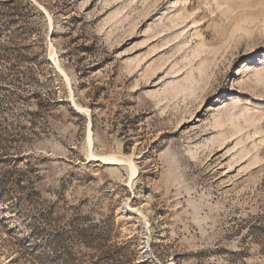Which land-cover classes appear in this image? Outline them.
Here are the masks:
<instances>
[{"label": "rangeland", "instance_id": "374dc122", "mask_svg": "<svg viewBox=\"0 0 264 264\" xmlns=\"http://www.w3.org/2000/svg\"><path fill=\"white\" fill-rule=\"evenodd\" d=\"M172 261L264 264V0H0V264Z\"/></svg>", "mask_w": 264, "mask_h": 264}, {"label": "bare ground", "instance_id": "6f19581e", "mask_svg": "<svg viewBox=\"0 0 264 264\" xmlns=\"http://www.w3.org/2000/svg\"><path fill=\"white\" fill-rule=\"evenodd\" d=\"M58 64V63H57ZM58 66V65H57ZM59 68H60V70L62 71V73H64V75H65V77L68 79L69 77H68V75L66 74V72L64 71V69H62L60 66H59ZM74 100V99H73ZM75 105H76V107L80 110V111H84V110H86L87 112H88V110H87V108H85V107H82V106H78V104H76L75 102H73ZM91 128V127H90ZM90 128H89V135H88V140H89V142H90V145H92L93 144V137H92V134H91V131H90ZM90 149V148H89ZM90 153V152H89ZM90 155L93 157H96L97 158V156H100V158H102L104 161H106V162H109V164L110 163H117V161H123V159L121 158V157H119L118 155H114V154H110V155H96L95 153H94V151L92 150L91 151V153H90ZM99 159V158H98ZM101 159V160H102ZM125 159V158H124ZM125 161V163H127L126 162V160H124ZM122 163V162H121ZM124 163V162H123ZM129 164H130V166H131V178L133 179V178H137L138 177V173H139V169H138V167L136 166V164L135 163H133V162H129ZM130 182H132V181H130ZM133 183V182H132ZM168 264H174V262L172 261V262H169Z\"/></svg>", "mask_w": 264, "mask_h": 264}]
</instances>
